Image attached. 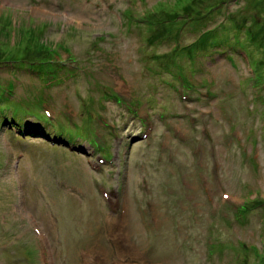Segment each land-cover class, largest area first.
I'll return each mask as SVG.
<instances>
[{"label": "rangeland", "instance_id": "374dc122", "mask_svg": "<svg viewBox=\"0 0 264 264\" xmlns=\"http://www.w3.org/2000/svg\"><path fill=\"white\" fill-rule=\"evenodd\" d=\"M182 1L0 0V264H264V0Z\"/></svg>", "mask_w": 264, "mask_h": 264}, {"label": "trees", "instance_id": "16d2710c", "mask_svg": "<svg viewBox=\"0 0 264 264\" xmlns=\"http://www.w3.org/2000/svg\"><path fill=\"white\" fill-rule=\"evenodd\" d=\"M229 2L230 0H213L212 2H208V0H184L182 1L181 4H179L178 9L176 8V11L174 13L170 12L168 16L165 17H162L163 15H158L156 16V19L155 16L153 15L147 16L145 17V22L148 25L151 24L153 25L157 22L158 23L162 22L164 24V22H168V21L170 22L177 21L176 22L178 23L176 25L177 28H175L174 31L172 32V47L173 50L175 51H184L185 56L188 57V59L194 58L193 51L200 38L208 39L206 48L209 46L216 47L221 52L231 50L233 47L234 48L239 47L243 50L245 48V39L247 40L255 39V37L251 33H248L247 29H245L244 31H240V30L232 31L230 36L227 34L219 35V30L224 28L226 22L228 21L227 16L229 13L227 11L228 10L227 7ZM217 12L221 14V17L215 21L214 14H216ZM196 23H197L196 30H198L200 33L199 38H195L192 41L181 45V41H180L181 31L183 30V28L187 26H191L192 24H196ZM240 33H242V35ZM239 35L243 37L240 38ZM5 58L8 59L7 56ZM29 62L34 63V60H29ZM174 67L176 71V76L182 77L184 75V72H182L183 70L182 65L179 62L175 61ZM43 72H45V74L47 75V73L52 72V69L46 68L43 70ZM2 99H4V101L6 100V96L3 92L0 93V100ZM17 108L19 107L18 106H14L13 108L9 107L10 112L13 113L11 115V118H15V120L19 122V119L16 118L17 116H15V114L18 115L19 112ZM42 116L45 119V116L44 115ZM55 131L58 134L63 133L60 130H55ZM68 133L69 134L64 133V136L69 141L73 140L72 138L73 136L71 135V133L74 132L71 133L68 132ZM75 133L77 134V132ZM242 207L243 208H241V210L247 209V205L243 204Z\"/></svg>", "mask_w": 264, "mask_h": 264}, {"label": "bare ground", "instance_id": "6f19581e", "mask_svg": "<svg viewBox=\"0 0 264 264\" xmlns=\"http://www.w3.org/2000/svg\"><path fill=\"white\" fill-rule=\"evenodd\" d=\"M37 231H39V228H37ZM38 234H39V236H40L41 238L44 237V236H43V233L38 232ZM47 239L49 240V236H48V235H47ZM49 244H50V242H49Z\"/></svg>", "mask_w": 264, "mask_h": 264}, {"label": "water", "instance_id": "95a60500", "mask_svg": "<svg viewBox=\"0 0 264 264\" xmlns=\"http://www.w3.org/2000/svg\"><path fill=\"white\" fill-rule=\"evenodd\" d=\"M46 137V136H45ZM46 138H48V137H46Z\"/></svg>", "mask_w": 264, "mask_h": 264}]
</instances>
